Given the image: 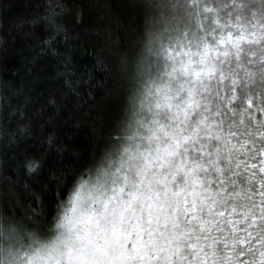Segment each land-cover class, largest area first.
Segmentation results:
<instances>
[{"label":"snow or ice","instance_id":"obj_1","mask_svg":"<svg viewBox=\"0 0 264 264\" xmlns=\"http://www.w3.org/2000/svg\"><path fill=\"white\" fill-rule=\"evenodd\" d=\"M66 12L96 32L79 77L101 92L92 150L21 185L41 168L24 137L49 111L12 109L0 264H264V0H49L13 31L75 91Z\"/></svg>","mask_w":264,"mask_h":264},{"label":"trees","instance_id":"obj_2","mask_svg":"<svg viewBox=\"0 0 264 264\" xmlns=\"http://www.w3.org/2000/svg\"><path fill=\"white\" fill-rule=\"evenodd\" d=\"M63 2L67 4L70 0ZM48 3L49 0H0V149L6 144L4 129L11 122L12 109L16 105H31L30 112L32 108L39 110L44 105L49 111V116L43 117L45 123L24 137V148L30 158L35 157L39 162L40 170L35 175L17 174L21 185L29 184L35 189L54 179L51 173L62 163L67 167L75 165L78 160L81 163L87 161L93 145V120L100 108L101 95L94 83L79 82L80 76L87 80L94 62L85 52L86 47L91 52L96 39L90 15L86 14L83 22L78 17L68 18L67 12L56 19V23L66 27L72 40L78 41L71 50L74 68L78 70L74 73L77 77L75 91L64 86L66 77L59 74L60 70L51 60H42L37 54L38 49L32 51L29 43L24 42L23 34L13 31L21 19L28 21L36 12L43 15ZM31 27L38 34L46 30L43 23ZM60 36L63 38V33ZM31 43L34 46L38 40ZM93 75L95 79L100 78L98 70ZM53 97L55 105L45 104ZM49 137L57 143L50 144ZM60 145L64 146L63 149Z\"/></svg>","mask_w":264,"mask_h":264}]
</instances>
